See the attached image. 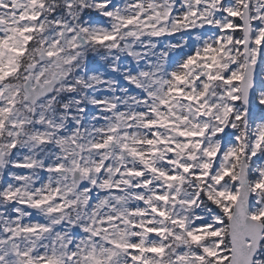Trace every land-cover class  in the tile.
I'll use <instances>...</instances> for the list:
<instances>
[{
    "label": "snow or ice",
    "instance_id": "6c2138e0",
    "mask_svg": "<svg viewBox=\"0 0 264 264\" xmlns=\"http://www.w3.org/2000/svg\"><path fill=\"white\" fill-rule=\"evenodd\" d=\"M0 264H264V0H0Z\"/></svg>",
    "mask_w": 264,
    "mask_h": 264
}]
</instances>
